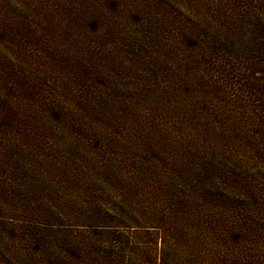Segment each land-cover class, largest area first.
I'll list each match as a JSON object with an SVG mask.
<instances>
[{"label": "trees", "instance_id": "obj_1", "mask_svg": "<svg viewBox=\"0 0 264 264\" xmlns=\"http://www.w3.org/2000/svg\"><path fill=\"white\" fill-rule=\"evenodd\" d=\"M0 264H264V0H0Z\"/></svg>", "mask_w": 264, "mask_h": 264}]
</instances>
